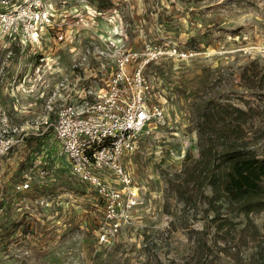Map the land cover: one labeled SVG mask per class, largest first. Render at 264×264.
<instances>
[{
    "label": "rangeland",
    "instance_id": "1",
    "mask_svg": "<svg viewBox=\"0 0 264 264\" xmlns=\"http://www.w3.org/2000/svg\"><path fill=\"white\" fill-rule=\"evenodd\" d=\"M29 2L0 0V11ZM44 3L52 21L38 43L26 41L20 25L0 34V117L21 131L0 163V264H254L264 250V211L245 215L232 207L260 159L226 162L196 202L187 203L188 188L177 185L198 158L201 104L252 106L246 140L264 130V0ZM110 40L138 54L151 86L147 106L164 111L122 158L140 198L116 232L104 217V199L72 172L54 126L43 123L64 77L80 73L84 85L107 84L114 59L104 56L102 67L94 52ZM87 48L88 63L73 68ZM173 49L185 55H171ZM12 72L23 75L7 80ZM100 174L116 182L111 171Z\"/></svg>",
    "mask_w": 264,
    "mask_h": 264
},
{
    "label": "built area",
    "instance_id": "2",
    "mask_svg": "<svg viewBox=\"0 0 264 264\" xmlns=\"http://www.w3.org/2000/svg\"><path fill=\"white\" fill-rule=\"evenodd\" d=\"M51 21L52 13L44 0H31L0 11V34L8 35L15 25H20L23 38L30 43H38L39 33ZM59 37L62 38L61 35ZM103 45L105 48L96 45L94 52L102 57L100 60L97 55L101 66L106 65L104 56L113 58L115 63L107 84L98 88L84 85L80 73L75 74L73 70L74 76L64 77L56 84L47 102L48 115L43 123L54 126L55 138L72 172L94 187L104 199V217L110 229L116 232L122 222L131 218L140 198V186L124 168L122 158L136 150L140 138L153 130V124L163 120L164 111L160 105L147 106L151 86L142 73L138 54L124 50L123 45L113 40ZM90 52V48L83 50V54L74 59L73 68L85 66ZM154 52L158 58L161 51ZM176 54L185 55L173 49L171 55ZM39 60L42 62L46 58ZM147 62L145 60L144 63ZM8 127V119L0 117V163L20 140L18 127ZM104 170L115 175V183L102 177L100 173ZM28 187V182L20 186L21 189ZM101 229V239H106L107 228L102 226Z\"/></svg>",
    "mask_w": 264,
    "mask_h": 264
},
{
    "label": "trees",
    "instance_id": "3",
    "mask_svg": "<svg viewBox=\"0 0 264 264\" xmlns=\"http://www.w3.org/2000/svg\"><path fill=\"white\" fill-rule=\"evenodd\" d=\"M103 5L108 0H101ZM253 82L250 77L249 83ZM260 81H255L259 83ZM255 87V85H251ZM197 149L198 158L186 165L184 177L178 187L184 188L185 201L191 202L193 196H202L204 187L220 172L222 166L233 159L254 157L260 159L256 170L247 175L241 184L232 210L249 215L264 211V130L253 136L246 133V124L253 119V107L244 109L234 104L214 106L203 103L198 108ZM55 118V117H54ZM52 129V128H51ZM32 138V137H31ZM251 138V139H250ZM249 141V142H248ZM31 139H27V143ZM15 145L10 149L13 150ZM9 151V152H10ZM191 190V191H190ZM194 197V202L197 198ZM254 264H264V250Z\"/></svg>",
    "mask_w": 264,
    "mask_h": 264
},
{
    "label": "crops",
    "instance_id": "4",
    "mask_svg": "<svg viewBox=\"0 0 264 264\" xmlns=\"http://www.w3.org/2000/svg\"><path fill=\"white\" fill-rule=\"evenodd\" d=\"M37 65H39L38 64V61H37ZM23 74H19V73H15V72H12V73H7V74H5V78L7 79V80H16V79H18V77L20 76V78H21V76H22ZM68 161V160H67ZM69 163V162H68ZM70 165V164H69ZM71 168V167H70ZM44 172L45 171H41L40 173L41 174H44ZM46 173V172H45Z\"/></svg>",
    "mask_w": 264,
    "mask_h": 264
}]
</instances>
